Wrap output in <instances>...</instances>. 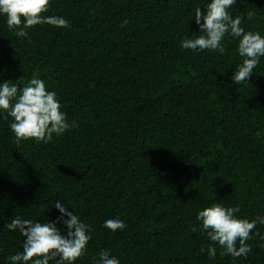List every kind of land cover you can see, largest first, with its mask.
<instances>
[{
  "label": "trees",
  "instance_id": "obj_1",
  "mask_svg": "<svg viewBox=\"0 0 264 264\" xmlns=\"http://www.w3.org/2000/svg\"><path fill=\"white\" fill-rule=\"evenodd\" d=\"M210 2L50 0L44 15L69 26L37 25L30 41L0 15V84L22 89L38 76L76 122L47 144H17L0 110V264L27 239L5 225L16 216L56 222L57 201L91 226L74 264H96L104 249L120 264H264V225L246 258L221 256L218 245L215 258L200 251L211 244L196 219L205 207L264 216V57L236 85L238 39L225 36L224 54L180 46L200 34L195 10L206 14ZM228 11H254L242 26L264 36V0H236ZM108 219L126 228L113 232Z\"/></svg>",
  "mask_w": 264,
  "mask_h": 264
},
{
  "label": "clouds",
  "instance_id": "obj_2",
  "mask_svg": "<svg viewBox=\"0 0 264 264\" xmlns=\"http://www.w3.org/2000/svg\"><path fill=\"white\" fill-rule=\"evenodd\" d=\"M236 0H211L206 5V14L201 8L195 10V22L199 26L200 34L195 38H185L181 42L182 49L192 51H215L224 54L226 49L223 41L226 35L238 39V54L242 63L233 72L232 81L236 85L251 79L254 70L264 57V36L259 31H246L242 24L245 20H252L256 13L249 11L247 16H235L228 9L235 6ZM50 0H0V15L6 16L9 30H15L17 37H29L27 29L37 25H50L57 28H67L69 21L61 16H46L49 11ZM203 20V23H201ZM128 21L125 20L124 24ZM30 41V37H29ZM62 105L55 91H48L46 81L33 76L22 89L11 81L0 84V110L7 113L13 122L10 129L14 133L15 141L34 139L37 143L47 144L54 135L60 137L76 122L69 124L67 115L61 110ZM55 208L61 213L56 222H33L16 216L5 225L9 230H19L27 239L23 243V251L11 255V264H74L87 252V244L91 240V226L81 222L80 218L69 212L59 201ZM240 207H226L222 203H213L199 211L196 219L201 222V229L207 233L211 244L200 248L210 259L217 255L218 245L223 251L221 256L233 258L247 257L252 250L247 241L252 239L257 225H264V216H258L249 221L238 218ZM67 216V219L64 217ZM63 222L67 227V234H61L57 223ZM103 226L113 232L123 230L126 224L120 219L105 220ZM193 231H196L194 228ZM259 235V232H255ZM96 264H120L117 257L111 256L108 249L99 252Z\"/></svg>",
  "mask_w": 264,
  "mask_h": 264
}]
</instances>
